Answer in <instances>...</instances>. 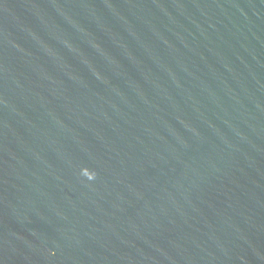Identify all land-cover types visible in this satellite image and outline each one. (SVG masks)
Listing matches in <instances>:
<instances>
[{
  "label": "water",
  "instance_id": "water-1",
  "mask_svg": "<svg viewBox=\"0 0 264 264\" xmlns=\"http://www.w3.org/2000/svg\"><path fill=\"white\" fill-rule=\"evenodd\" d=\"M0 264H264V0H0Z\"/></svg>",
  "mask_w": 264,
  "mask_h": 264
}]
</instances>
